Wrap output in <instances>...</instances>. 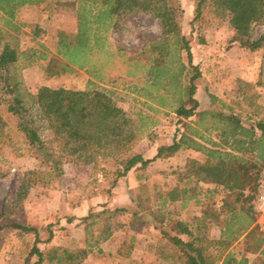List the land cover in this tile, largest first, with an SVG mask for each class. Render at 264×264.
<instances>
[{
    "label": "trees",
    "instance_id": "trees-1",
    "mask_svg": "<svg viewBox=\"0 0 264 264\" xmlns=\"http://www.w3.org/2000/svg\"><path fill=\"white\" fill-rule=\"evenodd\" d=\"M42 1L0 0V38L12 39L0 49V89L6 111L14 116L31 152L45 165V174L59 177L67 162L92 165L98 170L111 158L115 163L114 185L131 169L143 168L157 158L172 157L179 149L202 152L204 161L189 158L184 169L175 172L181 186L175 185L160 195L163 204L192 201L201 205L199 182L213 184L212 190H205L207 202L200 217L173 221L167 230L160 228L166 224L165 214L158 212L160 208L146 210L140 200V210L133 211L134 217L143 220L144 214L151 215L161 234L156 252L168 261L264 264V230L255 224L253 210L255 191L264 171V119H255L249 113L243 117L233 105L211 92L210 107H202L196 97L201 71L193 63L190 46L192 35L201 32L212 19H227L233 28L228 46L264 50V34L252 39L253 25L264 20V0H188L192 5L190 16L181 0H71L76 18L74 31L57 30L53 51L35 41L34 36L37 47L20 49L17 36L26 24L17 15L23 6ZM137 11L158 18L161 37L150 41L138 57L126 61L127 76L142 75L128 89L147 100L149 109L174 113L186 128L180 134L174 133L169 144L158 146L150 158L133 150L140 136L135 132L138 127L115 103L112 91L101 85L103 76L96 63L101 54L107 57L117 53L109 37L117 18ZM101 62L105 64L102 57ZM36 63L44 78L80 69L95 80L89 77L88 87L82 90L40 85L31 97L20 84L18 72ZM249 85L244 83L245 88ZM242 94L246 91L240 86L238 95ZM5 126L0 112V134ZM211 131H217L218 141L208 136ZM211 193L218 194V205L211 201ZM124 210L104 208L82 216L86 238L84 246L76 248L49 244L41 249L38 228L10 215L1 219L0 229L13 227L34 233L29 256L35 260L27 264H80L94 248L101 251L100 243L112 235V217ZM211 225L220 228L218 239L209 236ZM51 238L49 230L44 242ZM237 244L242 245L241 250H236ZM127 249L123 255L128 264H147L131 257V245ZM238 253H242L239 258ZM244 253L256 256L249 262Z\"/></svg>",
    "mask_w": 264,
    "mask_h": 264
},
{
    "label": "rangeland",
    "instance_id": "rangeland-1",
    "mask_svg": "<svg viewBox=\"0 0 264 264\" xmlns=\"http://www.w3.org/2000/svg\"><path fill=\"white\" fill-rule=\"evenodd\" d=\"M70 1L43 0L38 5L23 6L17 15L26 24L17 36L20 49L37 47L35 41H38L53 51L57 30L74 31L75 9L69 4ZM181 1L190 16L191 3ZM232 34L233 28L227 19H212L201 32L192 35L190 46L193 63L198 64L201 71V77L196 80V97L202 107H210L208 92H211L226 104L233 105L243 117L249 113L255 119H264V50L251 51L228 46ZM262 34L264 20L253 25L252 39ZM109 37L111 48L117 53L99 56L96 63L103 76L100 83L112 91L115 103L131 118L135 128L138 127L135 132H139L140 136L133 150L150 158L158 146L172 141L174 133L180 134L186 130L174 113H165L160 108L156 111L149 109L147 100L135 96L128 89L129 84L140 80L142 75L136 73L134 77L127 76L126 61L138 57L150 41L161 37L159 20L140 11L125 13L117 18ZM0 39V49L4 43H12L10 36ZM101 57L105 61L103 65L100 64ZM18 73L20 84L31 97H35L40 85L82 90L88 87L87 81L92 77L83 70L75 69L44 78L38 63ZM92 79L95 80V77ZM244 83L251 86L245 88ZM240 86L246 94L238 95ZM246 95L248 99H245ZM4 98L0 89V112L6 121L0 134V222L5 215H10L18 222L37 227L41 240L38 246L41 249L49 244L76 248L84 246L86 238L80 221L82 216L90 210L124 207L126 210L112 217V235L100 243L101 251L94 248L80 264H128L123 253L129 245L133 258L147 264L169 263L157 257L156 248L161 234L159 227L153 225L151 215L144 214L143 220L137 219L133 211L140 210L138 200L146 210L160 208L159 214H165L168 220L165 218L166 224L160 228L167 230L173 221L188 222L200 217L207 202L205 190H212L213 184L199 182L201 205H195L192 201L163 204L160 195L175 185L181 186L175 172L184 169L187 159L204 161L205 155L192 149H179L172 157L157 158L143 168L131 169L126 176L119 177L114 185L115 163L111 158H107L98 170L93 169L92 165L67 162L63 164L59 177L50 178L45 174V165L31 152L23 133L17 129L14 116L6 111ZM215 106L219 107L217 104ZM152 107L156 108L154 105ZM208 136L218 141L217 131H211ZM210 195L211 201L218 205V194ZM49 230L52 238L44 242ZM218 232V226H211L210 235ZM34 239L32 232H21L13 227L1 228L0 264L34 262L35 257L29 256ZM241 246L237 244L236 250H241ZM241 254L238 253L236 257L239 258ZM244 254L249 262L256 256L253 253Z\"/></svg>",
    "mask_w": 264,
    "mask_h": 264
},
{
    "label": "built area",
    "instance_id": "built-area-1",
    "mask_svg": "<svg viewBox=\"0 0 264 264\" xmlns=\"http://www.w3.org/2000/svg\"><path fill=\"white\" fill-rule=\"evenodd\" d=\"M253 210L255 213V224L264 230V172L257 184Z\"/></svg>",
    "mask_w": 264,
    "mask_h": 264
},
{
    "label": "crops",
    "instance_id": "crops-1",
    "mask_svg": "<svg viewBox=\"0 0 264 264\" xmlns=\"http://www.w3.org/2000/svg\"><path fill=\"white\" fill-rule=\"evenodd\" d=\"M211 226H215V225H211ZM210 229H211V227H210ZM210 229H209V236L212 238V239H218L219 238V236H220V232H218V234H215V235H210ZM181 238L182 239H184V235H181ZM236 243V242H235ZM234 243V244H235ZM158 256V258H161V259H163L162 257H160L159 256V254H157ZM169 263H167V264H182V263H180L179 261H176V262H171V261H168ZM145 263H147V262H145ZM220 264V263H219Z\"/></svg>",
    "mask_w": 264,
    "mask_h": 264
}]
</instances>
